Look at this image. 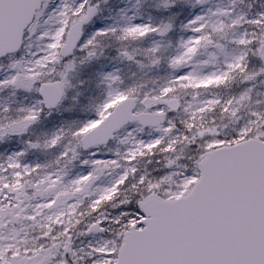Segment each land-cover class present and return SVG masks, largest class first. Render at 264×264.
Segmentation results:
<instances>
[{
	"label": "snow or ice",
	"instance_id": "1",
	"mask_svg": "<svg viewBox=\"0 0 264 264\" xmlns=\"http://www.w3.org/2000/svg\"><path fill=\"white\" fill-rule=\"evenodd\" d=\"M0 264H264V0H0Z\"/></svg>",
	"mask_w": 264,
	"mask_h": 264
}]
</instances>
